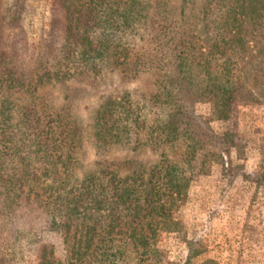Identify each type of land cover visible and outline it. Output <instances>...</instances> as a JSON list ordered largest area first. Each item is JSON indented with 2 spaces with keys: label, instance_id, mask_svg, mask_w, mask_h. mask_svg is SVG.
<instances>
[{
  "label": "trees",
  "instance_id": "trees-1",
  "mask_svg": "<svg viewBox=\"0 0 264 264\" xmlns=\"http://www.w3.org/2000/svg\"><path fill=\"white\" fill-rule=\"evenodd\" d=\"M183 1L51 0L48 30L26 59L17 56L13 43L0 45L1 88L13 61H26L17 76L26 93L54 79L104 69L123 83L142 80L151 123L133 113L126 95L109 98L93 113L95 147L127 145L133 136V152H173L172 161L163 158L147 169L134 158L104 159L96 163L97 172L69 187V171L84 146L82 126L70 121L69 108L46 120L27 109L26 135L10 131L4 139L13 136L30 146V154L19 159L34 151L40 166L26 175L8 173L4 162L12 154L0 159V264H164L156 245L162 233L181 231L174 213L185 203L197 153L202 152L199 176L209 175L214 165L230 171L227 152L197 106L209 105L231 128L237 105L255 102L264 92V0H213L199 13L187 11ZM22 2L5 9L10 25ZM140 31V43L132 45ZM50 122L56 126L53 139ZM236 140L234 131L223 134L224 144ZM259 152L256 187L264 186V138ZM51 165L62 170L50 174L45 170ZM45 232L61 236L62 260L44 242ZM183 240L186 260L170 264H218L196 263V243Z\"/></svg>",
  "mask_w": 264,
  "mask_h": 264
},
{
  "label": "rangeland",
  "instance_id": "rangeland-1",
  "mask_svg": "<svg viewBox=\"0 0 264 264\" xmlns=\"http://www.w3.org/2000/svg\"><path fill=\"white\" fill-rule=\"evenodd\" d=\"M13 1L0 0V45L13 43L18 51L17 56L26 59L40 37L48 30L51 0H23L18 19L14 25H10L5 9ZM212 1L183 2L187 11L199 13ZM198 23L201 31L203 25ZM141 32L134 37L132 45L140 43ZM201 36L203 41L209 39L205 33ZM24 63L13 61L14 69L8 75L6 83L0 87V159L4 158L6 151L12 154L4 162L8 173L26 175V170H38L40 166L35 164L38 157L34 151L23 162L19 159L30 154V146L26 148V144L20 143L21 141L18 143L13 136H9V140L8 136L4 139L10 131L26 135V112L27 109L32 111V107L45 120L49 114L54 116L69 108L70 121L82 126L84 146L78 155V163L69 171L72 175L69 187L97 172L96 163L104 159L134 158L146 169L163 158L173 160L172 150L155 152L145 147L133 152L137 146L133 136H130V143L127 145L110 146L106 151H99L95 147L93 113L109 98L126 95L133 113L145 123H151L153 114L148 103V90L142 80L123 83L115 72L104 69L98 75L80 73L67 81L54 79L26 93V85L21 87L18 84L20 78H17L24 73ZM256 96L255 102L237 105L234 112L235 124L231 128L230 123L219 121L211 114L209 105L197 106V113L210 124L219 138L220 148L227 152L230 171L225 173L220 166L214 165L209 175L199 176L202 152L197 153L185 203L174 213L181 231L162 233L156 245L165 255L164 264L183 263L186 260L188 249L183 238L196 243L193 251L201 254L195 260L196 263L215 261L218 264H264V191L260 190L264 186L256 187L253 183L254 175L259 173L262 165L259 145L264 138V92H259ZM50 125L48 139H53L56 132L55 122H50ZM228 131L237 133L234 144H224L222 141L223 134ZM239 145L241 148L238 149ZM61 170L59 165H51L45 171L51 174ZM51 178L45 177V183H50ZM43 240L53 247L55 258L62 260L61 236L45 232Z\"/></svg>",
  "mask_w": 264,
  "mask_h": 264
},
{
  "label": "crops",
  "instance_id": "crops-1",
  "mask_svg": "<svg viewBox=\"0 0 264 264\" xmlns=\"http://www.w3.org/2000/svg\"><path fill=\"white\" fill-rule=\"evenodd\" d=\"M260 190L264 191V188H262V189L260 188Z\"/></svg>",
  "mask_w": 264,
  "mask_h": 264
}]
</instances>
